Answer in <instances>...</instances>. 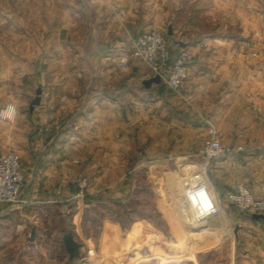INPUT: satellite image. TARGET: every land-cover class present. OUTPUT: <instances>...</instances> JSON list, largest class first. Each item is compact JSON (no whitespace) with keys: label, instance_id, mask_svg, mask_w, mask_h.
I'll list each match as a JSON object with an SVG mask.
<instances>
[{"label":"rangeland","instance_id":"1","mask_svg":"<svg viewBox=\"0 0 264 264\" xmlns=\"http://www.w3.org/2000/svg\"><path fill=\"white\" fill-rule=\"evenodd\" d=\"M234 1L227 16L224 0H0V111L12 105L16 112L14 120L0 118V154H17L24 169L20 201L0 204V264H264V225L239 223L235 228L239 215L248 214L228 201L226 213L233 221L226 229L209 230V216L188 223L185 194L211 184L209 177L181 164L177 156L146 150L151 138L147 119L128 118L145 111L152 99L160 100L166 84L155 91L140 82L134 85L131 63L139 59H132L127 69L116 66L115 79L110 70L98 76L95 64L103 52L109 55L110 40L99 52L89 40L91 27L114 16V22L128 26L121 28L123 40L116 52L154 29L175 55L178 41L192 44L215 31L238 34L242 13L253 16L261 8L256 0ZM252 16L243 24L250 30L257 27ZM104 62L118 65L112 58ZM37 88L43 98L77 99L74 113L59 120L58 129L40 127L32 117L29 104ZM93 98H107L122 113L121 136L131 149L120 152V182L109 175L102 181L93 170L70 183L69 198L34 197V175L58 153L47 145L71 133L76 112L87 111ZM160 121H154L153 131L161 130ZM39 143L43 147L35 150ZM109 154L112 158L113 152ZM78 156L72 158L80 162ZM66 234L77 248L66 249Z\"/></svg>","mask_w":264,"mask_h":264},{"label":"crops","instance_id":"2","mask_svg":"<svg viewBox=\"0 0 264 264\" xmlns=\"http://www.w3.org/2000/svg\"><path fill=\"white\" fill-rule=\"evenodd\" d=\"M248 2L243 4L249 5ZM256 2L260 11L253 16L246 10L242 13L243 29L238 34L215 31L202 35L192 44L178 41L186 44L185 47L179 44L180 49H186L192 55L187 79L178 90L162 85L160 100L152 99L145 111L128 117L130 120L142 116L147 119V135L151 138L147 139L146 150L162 151L168 157L177 156L181 164L194 166L199 173L204 171L209 177L223 205L221 210L209 216V230L226 229L233 221L231 214L226 213V196L234 184H244L254 195L264 196V0ZM224 3L228 16L229 11L233 12L235 1L224 0ZM251 16L257 27L250 30L243 24L249 22ZM114 20L116 17L112 16L107 24L98 23L91 27L89 40L98 52L110 40L109 55L101 54L95 70L99 72L98 76L100 72L110 70V76L115 79L118 65L105 64L104 61L106 58L117 61L119 52L115 50L123 40L121 28L128 26L123 21ZM131 64L132 73L136 74L134 85L140 82L146 90L155 91L163 83L146 87L143 82L150 78L148 68L137 60ZM98 81L101 80L96 81L97 85L100 84ZM76 105V98H43L41 95L32 117L39 120L40 127L58 129L59 120L73 112ZM159 105L161 109L155 110ZM121 115L120 109L107 98H93L87 111H77L71 133H67L62 142L47 145L49 150L58 153L40 164L34 175L33 196L39 199L69 198L70 183L79 174H89L93 170L99 177L103 176L102 181L109 175L115 184L119 183L123 165L120 152L123 148L131 149L121 136ZM107 118L113 121L107 124ZM159 120L161 130L155 132L154 121ZM209 127L215 128L227 151L202 163L198 152L209 138ZM42 147L39 143L35 150ZM109 152H113L112 158ZM77 155L80 162L73 159ZM239 223L249 227L264 225V217L254 219L252 215H239L235 228L241 225Z\"/></svg>","mask_w":264,"mask_h":264},{"label":"built area","instance_id":"3","mask_svg":"<svg viewBox=\"0 0 264 264\" xmlns=\"http://www.w3.org/2000/svg\"><path fill=\"white\" fill-rule=\"evenodd\" d=\"M132 59H139L146 65L149 77L158 75L168 87L178 90L188 77L192 55L183 48L173 55L163 34L152 29L138 35L131 41L129 48L118 53V67L127 69ZM209 134V138L199 152L206 161L227 151L220 142L214 127H209ZM23 182L24 169L19 156L13 152L1 153L0 204L18 203ZM226 198L240 212L264 216V196L254 195L244 184L237 183L227 193ZM184 199L188 212H190L188 216L186 215L188 223H194L196 217L211 216L222 209V202L209 182L187 191Z\"/></svg>","mask_w":264,"mask_h":264},{"label":"water","instance_id":"4","mask_svg":"<svg viewBox=\"0 0 264 264\" xmlns=\"http://www.w3.org/2000/svg\"><path fill=\"white\" fill-rule=\"evenodd\" d=\"M172 33V30L171 28L169 27V34ZM179 44L182 46V47H185L186 44H183L181 42H179ZM161 82V79L158 75H155V76H152L146 80H144L143 84L146 86V87H150V85L152 83H160ZM41 93H42V90L41 88H37L36 89V95L35 97L31 100L30 104H29V110L32 111L34 106L35 105H38L40 103V100H41ZM252 217L254 219H261L263 218L264 216L261 215V214H253ZM32 235H33V230H32ZM64 245L66 247V249H68L69 251L77 248L78 244L77 242L73 239V236L71 234H66L64 236Z\"/></svg>","mask_w":264,"mask_h":264},{"label":"clouds","instance_id":"5","mask_svg":"<svg viewBox=\"0 0 264 264\" xmlns=\"http://www.w3.org/2000/svg\"><path fill=\"white\" fill-rule=\"evenodd\" d=\"M15 115H16L15 108L12 105H9L3 111H0V118H6L8 120H14Z\"/></svg>","mask_w":264,"mask_h":264}]
</instances>
